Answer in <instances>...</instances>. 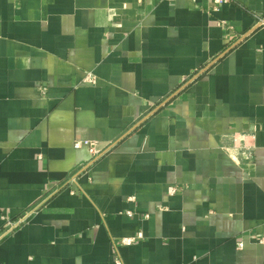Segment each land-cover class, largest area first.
<instances>
[{
  "label": "crops",
  "instance_id": "crops-1",
  "mask_svg": "<svg viewBox=\"0 0 264 264\" xmlns=\"http://www.w3.org/2000/svg\"><path fill=\"white\" fill-rule=\"evenodd\" d=\"M255 16L264 0H0V231L38 207L0 264H264Z\"/></svg>",
  "mask_w": 264,
  "mask_h": 264
},
{
  "label": "built area",
  "instance_id": "built-area-1",
  "mask_svg": "<svg viewBox=\"0 0 264 264\" xmlns=\"http://www.w3.org/2000/svg\"><path fill=\"white\" fill-rule=\"evenodd\" d=\"M232 1L233 0H212V12L213 13L218 12L219 8L221 6L229 4ZM255 20H256V24H255L256 28H264V17L255 16ZM85 81L88 83H95V78L92 75H88L85 78ZM82 147L86 148V150H87L88 154L91 156L92 160L97 159L101 154L99 151H97L96 143L93 141L81 140V141H77L73 144L74 149H80ZM178 192H179V189L177 187H171L168 190L169 195H175ZM129 200L134 201V198H130ZM37 209H38V207H33L32 209L26 211L23 215H21L20 217L14 219V220L3 215L1 217V221H2L3 226H2V229L0 231V240L4 237L8 236L9 234H11L13 231L17 230L21 226L27 224L29 219L37 211ZM125 215L128 217H132L131 212H126ZM142 239H143L142 234L137 233L134 237L122 239L120 241V244L122 246H131V245L137 243L138 241H140ZM242 247H243V244H241V243L237 244V249H241ZM114 264H122V263L118 258H116L114 261Z\"/></svg>",
  "mask_w": 264,
  "mask_h": 264
}]
</instances>
